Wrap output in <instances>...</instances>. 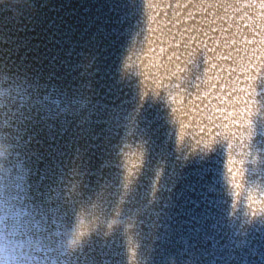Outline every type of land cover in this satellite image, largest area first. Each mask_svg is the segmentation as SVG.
Here are the masks:
<instances>
[{
	"label": "bare ground",
	"instance_id": "bare-ground-1",
	"mask_svg": "<svg viewBox=\"0 0 264 264\" xmlns=\"http://www.w3.org/2000/svg\"><path fill=\"white\" fill-rule=\"evenodd\" d=\"M8 13L24 28L0 35V62L87 85L82 123L29 129L30 182L75 241L51 264H264V0H0Z\"/></svg>",
	"mask_w": 264,
	"mask_h": 264
},
{
	"label": "clouds",
	"instance_id": "clouds-1",
	"mask_svg": "<svg viewBox=\"0 0 264 264\" xmlns=\"http://www.w3.org/2000/svg\"><path fill=\"white\" fill-rule=\"evenodd\" d=\"M23 28L20 17L0 14V35ZM85 87L69 90L51 74L41 79L0 62V264H51L53 253L67 252L75 244L57 237L46 220L42 203L48 195L41 196L30 182L26 158L32 153L29 129L33 126L38 137L41 131L52 132L57 125L66 128L77 118L81 123L86 119L81 116L89 110ZM69 175V184L75 188L76 177ZM102 196L98 193L94 202L101 211L107 206ZM84 202L91 203L73 200L70 207Z\"/></svg>",
	"mask_w": 264,
	"mask_h": 264
}]
</instances>
